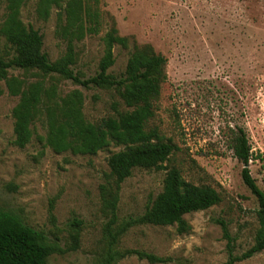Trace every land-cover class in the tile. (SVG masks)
<instances>
[{"label":"rangeland","instance_id":"rangeland-1","mask_svg":"<svg viewBox=\"0 0 264 264\" xmlns=\"http://www.w3.org/2000/svg\"><path fill=\"white\" fill-rule=\"evenodd\" d=\"M98 1L100 30L73 38V71L81 79L96 74L102 37L112 27L128 39L129 47L113 48L110 74L118 77L124 72L133 44L149 45L162 55L166 81L153 101L147 129L155 128L174 147L163 166L177 168L193 185L214 188L220 202L184 215V233L175 225L136 226L112 241L100 186L109 171L107 158L123 146L111 145L94 156L58 154L34 136L24 148L16 147L11 111L18 98L9 95L0 80V210L44 236L55 250L47 264H103L114 253L124 256L110 264H153L125 253L130 250L164 260L154 264H226L220 224L227 227L238 256L253 245L259 228L257 200L243 184V165L230 145L232 133L241 128L252 155L250 175L264 193V0ZM11 2L0 0V27ZM67 2L52 0L43 18L39 0L20 1V20L42 35V52L51 62L66 51L71 30ZM10 57L0 33V58ZM8 72L22 76L18 70ZM52 81L62 96L81 93L82 111L91 123L113 116V103L125 110L114 90L86 89L58 76ZM46 82H51L48 76ZM35 133L44 136L41 124L35 125ZM165 173L133 170L118 190L116 225L144 212L161 192ZM236 264H264V250Z\"/></svg>","mask_w":264,"mask_h":264},{"label":"trees","instance_id":"trees-1","mask_svg":"<svg viewBox=\"0 0 264 264\" xmlns=\"http://www.w3.org/2000/svg\"><path fill=\"white\" fill-rule=\"evenodd\" d=\"M20 1L12 0L0 27V33L11 50L9 59L0 58V80L4 82L8 94L18 98L11 111L14 145L24 148L36 136L40 143L55 153L87 156H94L111 145L123 146L122 150L107 158L109 171L105 183L100 186L103 208L110 215L108 234L112 241L136 226L175 225L178 233L186 232L184 215L218 204L220 195L210 186H196L185 181L175 167L165 168L163 163L174 147L164 142L155 128L147 129V123L154 115L153 101L166 81V59L149 45L139 47L133 44L124 72L118 77L110 74L108 71L115 62L113 48L129 47L128 39L120 37L112 27L102 37L103 56L96 74L81 79L72 69L75 61L72 41L76 36L98 34L101 24L97 8L99 1L68 0L65 11L71 30L66 34L65 54L54 62L42 52L43 38L39 31L20 20ZM51 3L52 0H39L38 10L43 18L47 17ZM9 70L21 71L22 76L9 75ZM47 76L51 81L49 83L46 82ZM53 76L86 89L114 90L125 110L120 111L119 104L113 103V116L91 123L83 114L81 93L74 90L62 96L52 81ZM31 77L35 80L30 81ZM37 123L43 127L44 136L36 135ZM232 134L230 148L243 165L241 179L258 203L256 217L259 228L253 245L238 256L234 254L227 227L220 224L226 240V264L245 261L264 250V193L249 172L248 163L252 155L244 131L236 128ZM135 169L166 170L162 190L141 215L116 225L119 187ZM113 225H116L114 229L111 228ZM54 252L41 233L23 224L16 215L0 210V264H47ZM125 253L153 264L164 262L161 258L139 251ZM117 256L124 255H109L103 264H110Z\"/></svg>","mask_w":264,"mask_h":264}]
</instances>
